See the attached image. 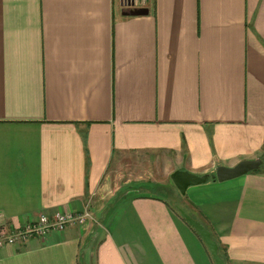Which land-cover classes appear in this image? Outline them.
Segmentation results:
<instances>
[{"label":"crops","instance_id":"crops-1","mask_svg":"<svg viewBox=\"0 0 264 264\" xmlns=\"http://www.w3.org/2000/svg\"><path fill=\"white\" fill-rule=\"evenodd\" d=\"M124 1L0 0V222L87 206L97 222L0 264H214L148 185L228 264H264V168L184 196L170 180L264 158V0Z\"/></svg>","mask_w":264,"mask_h":264},{"label":"water","instance_id":"water-1","mask_svg":"<svg viewBox=\"0 0 264 264\" xmlns=\"http://www.w3.org/2000/svg\"><path fill=\"white\" fill-rule=\"evenodd\" d=\"M148 11L146 9H131L128 12H124L123 16H142L146 15ZM262 166V160H249L242 161L232 168H226L219 166L216 168L213 175L197 176L185 171H174L170 174V180L173 186L176 188L181 196H184L189 187L202 185L209 180H215L217 182L229 181L238 177L244 176L248 173L257 171ZM180 216L183 220L197 233L204 245L206 246L210 257L214 264H225L224 260L218 254V245L212 239L211 234L205 229L203 225L195 221L192 217L186 214L182 209H178Z\"/></svg>","mask_w":264,"mask_h":264},{"label":"built area","instance_id":"built-area-1","mask_svg":"<svg viewBox=\"0 0 264 264\" xmlns=\"http://www.w3.org/2000/svg\"><path fill=\"white\" fill-rule=\"evenodd\" d=\"M125 6H137L138 0L124 1ZM97 223L89 207L79 213L56 212L52 216L40 215L35 220L26 222L22 226H8L0 222V249L15 248L30 240L43 241L51 234L64 231L68 226H85Z\"/></svg>","mask_w":264,"mask_h":264},{"label":"rangeland","instance_id":"rangeland-1","mask_svg":"<svg viewBox=\"0 0 264 264\" xmlns=\"http://www.w3.org/2000/svg\"><path fill=\"white\" fill-rule=\"evenodd\" d=\"M261 168H264V158L262 159ZM166 180L169 181L168 177L165 179V181ZM144 191L150 195L160 197L162 199H168V201L170 203H172V205H175L177 211H178V209H181L180 206L175 203L174 199L169 195V193L166 190H162L161 188H157L154 185H148L145 187ZM123 193H125V190L120 192L117 196L122 195ZM173 209H175V208L173 207ZM95 224L97 225V223H95ZM101 224H103V223H101Z\"/></svg>","mask_w":264,"mask_h":264},{"label":"trees","instance_id":"trees-1","mask_svg":"<svg viewBox=\"0 0 264 264\" xmlns=\"http://www.w3.org/2000/svg\"><path fill=\"white\" fill-rule=\"evenodd\" d=\"M260 170V169H259ZM259 170L254 171L253 173H257L259 172ZM126 193H123L122 195L117 196V198L115 199L114 203L111 205L113 207V205L115 206L116 204H118L123 198H125ZM176 209V208H175ZM191 228V227H190ZM193 230V229H192ZM194 231V230H193ZM194 233L197 235V233L194 231ZM198 236V235H197ZM199 237V236H198ZM200 238V237H199ZM212 239L214 241H216L213 237ZM217 245H218V254L219 256L224 260L225 264H228V259L225 255V253L223 252V247L221 245L218 244V242L216 241ZM79 264H92V262L90 261V257L88 256L87 253H83L82 254V260L80 261Z\"/></svg>","mask_w":264,"mask_h":264}]
</instances>
